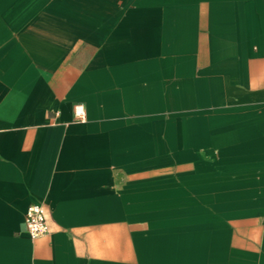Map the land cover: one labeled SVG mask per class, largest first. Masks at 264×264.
<instances>
[{
  "label": "crops",
  "instance_id": "crops-1",
  "mask_svg": "<svg viewBox=\"0 0 264 264\" xmlns=\"http://www.w3.org/2000/svg\"><path fill=\"white\" fill-rule=\"evenodd\" d=\"M0 264H264V0H0Z\"/></svg>",
  "mask_w": 264,
  "mask_h": 264
},
{
  "label": "built area",
  "instance_id": "built-area-1",
  "mask_svg": "<svg viewBox=\"0 0 264 264\" xmlns=\"http://www.w3.org/2000/svg\"><path fill=\"white\" fill-rule=\"evenodd\" d=\"M75 111L79 119L84 118L81 106H76ZM23 223L26 235L30 240H36L49 234L47 213L40 203H32L27 207Z\"/></svg>",
  "mask_w": 264,
  "mask_h": 264
}]
</instances>
